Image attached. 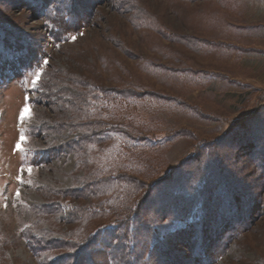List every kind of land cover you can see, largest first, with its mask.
Segmentation results:
<instances>
[{
  "label": "rangeland",
  "instance_id": "374dc122",
  "mask_svg": "<svg viewBox=\"0 0 264 264\" xmlns=\"http://www.w3.org/2000/svg\"><path fill=\"white\" fill-rule=\"evenodd\" d=\"M13 1L0 19L39 53L0 58V264H92L90 236L106 245L131 209L170 252L149 264H264V0H77L65 34ZM201 155L241 188L210 192L193 253L185 190L157 185Z\"/></svg>",
  "mask_w": 264,
  "mask_h": 264
},
{
  "label": "trees",
  "instance_id": "16d2710c",
  "mask_svg": "<svg viewBox=\"0 0 264 264\" xmlns=\"http://www.w3.org/2000/svg\"><path fill=\"white\" fill-rule=\"evenodd\" d=\"M16 2H22L25 1L30 7H34L37 10H41L43 7L45 8V12L49 13V17L51 18L52 22L55 24V27H59V32L67 33L69 29V25L73 21L71 20V17L73 15H77V9L73 10V5H68L65 3V0H14ZM13 1V2H14ZM77 1V0H75ZM53 14V15H52ZM67 17H70L68 19ZM29 43V44H28ZM37 38H33L30 36H27L26 33H23L18 30H14V27L10 26V24L2 21L0 19V58L5 59L7 62L14 63L16 66L18 62L15 61V56H19L20 58V65L19 67L24 66L28 63L27 66L32 64V60L34 56H36L39 53V47H38ZM2 47V48H1ZM82 105L80 102L77 103V105H71L74 106V108L77 106L79 107ZM76 118V116H75ZM74 119V118H73ZM256 119V118H255ZM80 124V123H79ZM79 127L83 128V124H80ZM100 133L96 132V136H98ZM87 135L84 136V138H81L80 142L83 141V139L86 140ZM205 155V153H202ZM264 154V150H263ZM203 155L199 158L195 159V162L187 163L184 165V167H187V172H183L181 169H177L173 172L172 177H168V179H163L161 181L162 184H158V190L162 196L163 186L166 185V187H170L171 189L173 187H179L180 189H184L185 192V199H182L181 202H183V205L186 203V205H190V208L188 209V214L193 217L192 221L189 223L190 225H186L185 227L181 228V231L186 232V237L189 239L191 250H193V253H198L196 249V243L194 239H196L198 236L197 228L199 227L200 223L204 221V219L208 216V207L211 205L212 202L215 201V199H219V196L216 198L213 197L212 194L210 195V192L213 190V188H222V191L224 192L227 189V192L232 195L237 190H240V186H237V182L235 180L233 181L230 178H226L225 176H228V170H226V167H223V165L219 162L216 165L211 166V170L206 168L204 171L200 168L202 167L203 162ZM199 164V165H196ZM259 169H263L261 166ZM264 171V170H263ZM262 171V172H263ZM209 172V173H207ZM177 175V176H176ZM224 182L222 185L221 183ZM109 182V181H106ZM218 182V185H216ZM94 185H96V181H93ZM137 186V185H136ZM162 186V187H161ZM173 186V187H172ZM223 186V187H222ZM98 188V187H97ZM96 188V189H97ZM153 191V195H154ZM155 196V195H154ZM153 196V197H154ZM156 197V196H155ZM165 197V196H164ZM162 197H158L160 199ZM254 198V197H253ZM179 199H177V202ZM232 201V200H231ZM252 201V200H251ZM154 202V201H153ZM177 202L173 205L171 208H167L166 210H170V214H175V217L180 221L182 217H179V214L181 213V209L185 208L182 207V204H177ZM179 203V202H178ZM187 208V207H186ZM185 208V209H186ZM126 209V208H125ZM173 211V212H172ZM128 212V211H127ZM137 220H136V218ZM148 216L149 213H137L136 210H132L125 214L122 218H119L118 221H116L119 225L115 227L113 230V234L110 237V240L107 242L106 245L98 247L97 244L93 241L95 239L94 236H90V240L92 242L89 243L87 247V254L90 257V261L92 264H99L94 261V257L96 255H100V264H133L131 256H135L137 248L134 246L133 242H131L132 232L135 234L134 237L139 238L141 242L147 243L148 246H141V254L139 253V259L140 257L142 259H145L141 262V264H149L147 262H151L152 256H154L155 253L149 252V247H154L155 250H157V247H161V255L170 253L166 246H162V242L164 240L163 234H161L160 230L155 231H149V234H146V226L148 225ZM159 217H166L165 213H161ZM135 218V219H134ZM204 218V219H203ZM200 222V223H199ZM141 225H139V224ZM134 226L133 228H131ZM130 228L132 229V232L130 231ZM153 230V229H151ZM201 231L205 233L207 236L204 238L206 243L213 241L212 231L209 230V227L205 225L202 227ZM148 232V231H147ZM236 232V230H234ZM107 233H110L108 231ZM238 233V231H237ZM146 236V238H145ZM204 237V236H203ZM130 238V239H129ZM130 240V241H129ZM162 240V241H161ZM204 241V242H205ZM204 243V244H206ZM212 244L205 245V248L211 249ZM136 253V254H135ZM169 258H171V263L173 264H182L181 259L174 260L173 257H170V255H166ZM150 259V261L146 260ZM176 259V258H175ZM202 261V260H201ZM200 261V262H201ZM202 264V262L200 263Z\"/></svg>",
  "mask_w": 264,
  "mask_h": 264
},
{
  "label": "snow or ice",
  "instance_id": "6c2138e0",
  "mask_svg": "<svg viewBox=\"0 0 264 264\" xmlns=\"http://www.w3.org/2000/svg\"><path fill=\"white\" fill-rule=\"evenodd\" d=\"M65 3H67L68 5H71V4H74V3H75V0H65ZM73 39H75V37H73ZM37 79H39V76H37ZM28 112H29V109L26 107V108L23 110V113H22V115H21V119H23L24 116H25L26 114H28ZM260 131H261L262 133H264V119L261 120V128H260ZM23 140H24V137L22 136V137H21V141L23 142ZM18 147H19V146H18ZM21 150H22V149H21ZM29 171H31V169H29ZM17 195H19V193H17ZM5 206H7V205H5Z\"/></svg>",
  "mask_w": 264,
  "mask_h": 264
}]
</instances>
